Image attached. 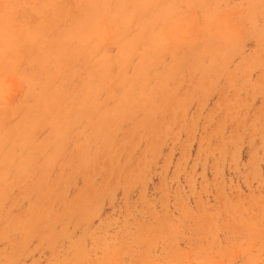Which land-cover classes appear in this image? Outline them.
I'll return each mask as SVG.
<instances>
[{
  "label": "rangeland",
  "instance_id": "obj_1",
  "mask_svg": "<svg viewBox=\"0 0 264 264\" xmlns=\"http://www.w3.org/2000/svg\"><path fill=\"white\" fill-rule=\"evenodd\" d=\"M0 259L264 260L261 0H0Z\"/></svg>",
  "mask_w": 264,
  "mask_h": 264
},
{
  "label": "clouds",
  "instance_id": "obj_2",
  "mask_svg": "<svg viewBox=\"0 0 264 264\" xmlns=\"http://www.w3.org/2000/svg\"><path fill=\"white\" fill-rule=\"evenodd\" d=\"M261 3L264 4V0H261ZM0 102L7 103V97H0ZM7 195L5 186H4V178L0 176V200H2ZM0 264H14L13 261H3L0 259ZM49 264H69L68 261H60L53 259L49 262ZM167 264H180V262L176 261H168ZM259 264H264V260H261Z\"/></svg>",
  "mask_w": 264,
  "mask_h": 264
}]
</instances>
